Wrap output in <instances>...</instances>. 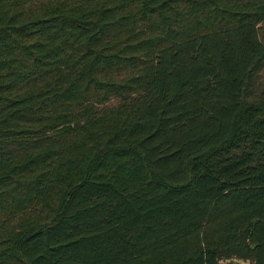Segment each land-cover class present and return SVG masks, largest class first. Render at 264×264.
<instances>
[{
	"label": "trees",
	"instance_id": "16d2710c",
	"mask_svg": "<svg viewBox=\"0 0 264 264\" xmlns=\"http://www.w3.org/2000/svg\"><path fill=\"white\" fill-rule=\"evenodd\" d=\"M220 209L264 264V0H0V264H219Z\"/></svg>",
	"mask_w": 264,
	"mask_h": 264
},
{
	"label": "rangeland",
	"instance_id": "374dc122",
	"mask_svg": "<svg viewBox=\"0 0 264 264\" xmlns=\"http://www.w3.org/2000/svg\"><path fill=\"white\" fill-rule=\"evenodd\" d=\"M235 215L234 211L220 209L192 242L193 249L214 246L219 251V264H254L249 246L255 242V227Z\"/></svg>",
	"mask_w": 264,
	"mask_h": 264
}]
</instances>
